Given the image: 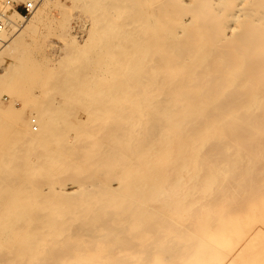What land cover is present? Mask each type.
I'll list each match as a JSON object with an SVG mask.
<instances>
[{
	"label": "bare ground",
	"instance_id": "6f19581e",
	"mask_svg": "<svg viewBox=\"0 0 264 264\" xmlns=\"http://www.w3.org/2000/svg\"><path fill=\"white\" fill-rule=\"evenodd\" d=\"M120 1L81 0L96 28L76 51L95 54L53 73L91 120L0 108L18 124L0 127V264H264V0H122L111 23ZM60 162L85 183L44 191Z\"/></svg>",
	"mask_w": 264,
	"mask_h": 264
},
{
	"label": "rangeland",
	"instance_id": "374dc122",
	"mask_svg": "<svg viewBox=\"0 0 264 264\" xmlns=\"http://www.w3.org/2000/svg\"><path fill=\"white\" fill-rule=\"evenodd\" d=\"M1 1L3 3V0ZM118 4V7L112 8L106 12L111 23L122 22L124 16L129 12V8L124 1L121 0ZM43 5H39V10H36V14L33 13L26 18H21V20L18 19V22L23 25L21 29L25 26V30L23 29V33L20 35L23 41L22 43L20 42L21 44H18L19 47L16 49L13 48V50H15L14 52L9 48L4 49L5 52H3V50L0 51V54H3L0 55V108L3 107V109H5L13 105L15 109L21 112V119L25 120L32 118V110L42 103L51 102V100H53L52 102L54 104L62 107L65 106L63 102L70 100L68 102V104H70L66 105L65 109L68 110V115L72 120L90 119L91 117H88L83 103L79 105L81 101L79 102V100L76 99L78 101L74 100L76 102H73V100L69 98L66 99L64 96H60V94H62L61 89L66 85L60 83V81L64 82V80H58L57 78L59 77L57 76V78H55L54 76L56 75H53V73L58 74L56 71H59L61 78H64L63 74H65V72L80 70L79 68L82 67L80 65L87 60L86 56L95 54L92 52L88 54L77 53L79 51H76V49L82 46L85 40V43H87L93 37L96 22L93 19L91 11H88L85 5H82L81 0H50V2ZM1 6L2 4H0V7ZM13 12L14 11L9 12L8 15ZM78 44L80 46H77ZM21 45L24 46V50L27 49L22 56L21 51L23 47ZM15 52H17V54ZM20 56L28 61L30 67L23 75L19 73L21 76L20 78L18 77V79L15 75H12V72H8L12 70V68L10 69V62L15 57ZM7 67L9 70H6ZM100 69L105 71L104 68ZM100 69H94L93 66H90V68L87 67L85 71L88 72L89 75L95 71L103 74V71ZM62 71L64 73H62ZM13 73L15 72L13 71ZM49 74L50 76H47ZM45 76L48 78L50 77V83L48 82L49 86L45 84L47 83L45 82ZM14 78L17 79L15 80ZM76 82L77 79L75 78L74 83ZM76 84L75 86H77ZM50 86L51 88L53 87L52 90H50ZM72 103H74L73 105H75V107L72 106ZM65 104L67 103L65 102ZM34 119L35 118H33V120ZM0 127L17 128L18 124L13 122L10 117L0 113ZM70 140L72 141V139ZM58 166L60 169L54 172L49 171L47 174L51 173L54 176L59 175L61 179H58L57 182L51 185L45 183L41 185L40 188H43L44 191L49 192L50 189L58 188L63 184H68L67 187L72 189L73 186H77L78 184L76 182L73 183L75 179L79 181V183H85V179H83L82 175L79 174L72 178V173L62 171L61 162L58 163ZM35 172L42 173L40 170ZM42 182L43 181H41V183ZM89 189L94 190L95 187L91 186ZM73 263H78V261L69 260L64 264Z\"/></svg>",
	"mask_w": 264,
	"mask_h": 264
},
{
	"label": "built area",
	"instance_id": "2783aa9c",
	"mask_svg": "<svg viewBox=\"0 0 264 264\" xmlns=\"http://www.w3.org/2000/svg\"><path fill=\"white\" fill-rule=\"evenodd\" d=\"M42 1L43 0H4L0 7V33L6 27L9 12H19L26 18L34 13Z\"/></svg>",
	"mask_w": 264,
	"mask_h": 264
}]
</instances>
